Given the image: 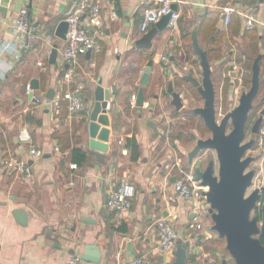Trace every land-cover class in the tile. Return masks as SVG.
<instances>
[{"label":"crops","instance_id":"0c3cea01","mask_svg":"<svg viewBox=\"0 0 264 264\" xmlns=\"http://www.w3.org/2000/svg\"><path fill=\"white\" fill-rule=\"evenodd\" d=\"M71 1L11 0L4 6L0 0V264H64L74 254L81 256L87 243L100 246L102 259L100 263L82 259L80 264H132L143 254L152 257V264H172L173 256L163 255L157 247L159 218L172 220L180 236L178 242L195 241L213 228L205 214L209 207L206 199L199 194L188 200L175 188L182 168L191 171L196 166L188 167V153L195 145L183 158L177 149L179 137L171 130V118H159L161 110L166 111L164 104L169 108L174 105L166 102L167 97L173 98L169 83L183 96L177 77L186 80L183 76L189 73L198 77L197 68L188 63L187 33L192 44L191 31L202 16L213 17L224 31V41L230 44L247 37V30L240 15L224 24L219 8L222 0H174V8L181 12L178 27H166L154 36L151 48H139L136 41L145 33L140 31L143 11L153 1L95 0L101 6L97 29L102 51L79 58L73 86L81 88L86 104L81 111L71 112L66 100L55 101L67 68L61 60L66 39L56 35V28L81 0H74L67 12ZM257 1L264 17V0ZM23 5L29 7L36 41L17 52L14 43L18 47L21 41L15 38L13 23ZM255 31L260 43L264 30ZM199 40L202 43L200 31ZM56 42L57 61L51 62ZM5 43L12 47L1 51ZM161 55L168 61L163 62ZM222 57L216 59L218 63ZM150 59L154 64L150 82L144 87V103L149 105L133 107L131 95L139 92L140 78ZM34 78L40 84L34 89L43 97L42 103L35 102L27 90ZM99 86L105 99L109 95L110 124H101L110 131L108 139H100L107 144L105 150L90 145L92 138H99L92 137L89 130ZM51 88L54 98L47 96ZM23 128L31 132L42 151L35 159H31L28 143L19 139ZM130 138L139 146L136 153L130 149ZM83 154L87 159L77 162ZM11 155L33 164L29 179L5 166V158ZM195 161L203 164L201 157ZM72 163L77 167H71ZM124 180L136 186L132 217H121L106 206L110 190ZM18 208L27 211L26 224L15 217Z\"/></svg>","mask_w":264,"mask_h":264},{"label":"water","instance_id":"95a60500","mask_svg":"<svg viewBox=\"0 0 264 264\" xmlns=\"http://www.w3.org/2000/svg\"><path fill=\"white\" fill-rule=\"evenodd\" d=\"M11 0H1V4L7 6ZM72 0L67 8L70 10ZM6 10V7H3ZM171 14H165L160 20L136 41V46L141 48H151L154 36L166 27ZM69 23L67 19H62L56 28V35L66 39ZM192 45L202 67V80L193 73L183 77L197 87L198 92L204 99V104L189 109L192 114L200 115L212 135L206 138H198L195 146L188 153V167L192 168L195 159L205 149L215 150L217 159L209 161L206 167L196 165L194 170L197 178L201 180L205 188L200 194L206 199L209 207L208 212L213 220L212 228L216 230L220 238L226 239V247L234 258L236 264H264V241L259 236L261 227L257 217H252V210L256 205L259 195L252 191L247 195V190L252 184L253 170L246 171L252 157H245L244 152L251 146L252 141L243 143L245 136V125L249 111L253 106V101L261 85V60L260 53L254 60L252 66L251 87L244 91L239 103L231 111L225 113L221 119L217 115V89L213 80V69L208 57V51L199 40V24H196L191 31ZM90 54V52H88ZM58 55V43H54L50 55V61L56 62ZM68 67V64L66 65ZM234 65H231V69ZM152 66L148 65L141 78L142 86L139 89L137 106H142L145 100V86L150 82ZM32 88H39L38 79L31 81ZM168 91L172 93V103L177 109L184 108V101L181 91H176L172 82L169 83ZM54 89L47 92L49 98H54ZM32 95V93H31ZM102 87L97 88L96 98L98 99L90 113L89 130L92 137L99 136L98 139H91V147L105 150L106 143L100 139L109 138V130L101 128V124H110L107 115L108 94L103 97ZM104 98V99H103ZM85 112V111H84ZM258 123L256 126H258ZM232 124V129L228 131V125ZM257 130V129H255ZM218 164V166H217ZM15 217L21 224L28 222V214L24 208L14 211ZM192 243L190 240L178 242L175 249V259L172 264H189V257L192 254ZM82 259L94 263H100L102 251L98 244L87 243L81 255ZM221 264H228V259L223 258Z\"/></svg>","mask_w":264,"mask_h":264},{"label":"built area","instance_id":"2783aa9c","mask_svg":"<svg viewBox=\"0 0 264 264\" xmlns=\"http://www.w3.org/2000/svg\"><path fill=\"white\" fill-rule=\"evenodd\" d=\"M153 4L143 11V18L140 24V31L147 32L154 23L162 18L165 14H171L168 27L176 29L179 25L181 12L174 8V0H152ZM219 6L222 20L225 25L233 21L235 15H240L243 21V27L246 30L263 29L264 17L260 13L261 3L255 1L253 3H245L243 0H222ZM101 13V6L95 0H81L66 17L69 23L65 44L61 49V60L64 64H68L60 82V95L55 98L56 102L66 100L68 109L71 112H78L85 108V100L81 93V88L73 86L74 77L77 72V64L79 58L88 52L99 53L102 46L98 39V25ZM31 15L27 5L21 6L14 18L13 28L17 42L14 43L15 51H19V47H31L36 41V35L31 31ZM89 26H95L91 28ZM52 37V35H50ZM20 41H19V40ZM12 47V44H3V49ZM163 62L168 61L166 55H161ZM27 90L37 103L44 101L43 97L35 92V89L29 84ZM137 92L131 95V105L137 106ZM144 104L149 105V102ZM19 139L25 141L29 145L31 159H35L42 154V151L35 145L32 134L27 128H23L19 133ZM127 153L128 150L124 149ZM5 166L18 174L24 179H29L33 174V164L28 159H24L15 155L6 157ZM180 165L179 163H177ZM198 165V163H195ZM71 167H77V163H72ZM178 193L184 195L191 200L194 195H199L200 191L205 187L202 186L201 180L197 178L195 170L187 171L182 168V177L175 183ZM136 194V186L134 183L124 180L116 187L110 190L106 199V206L111 211L116 212L119 216L132 217V199ZM157 247L165 256H174L176 246L179 241V233L176 230L172 220L167 217H161L157 220ZM201 226L200 224L197 225ZM82 257L74 254L68 258L64 264H80ZM152 257L149 254H143L132 261V264H152Z\"/></svg>","mask_w":264,"mask_h":264},{"label":"rangeland","instance_id":"374dc122","mask_svg":"<svg viewBox=\"0 0 264 264\" xmlns=\"http://www.w3.org/2000/svg\"><path fill=\"white\" fill-rule=\"evenodd\" d=\"M211 19H213V17ZM213 25L214 23L210 20L209 27L207 26L204 32H200L202 39L201 45L206 49H210L213 46V43L207 38V34L211 35V33H215ZM223 36L221 32L218 33L219 38H217L216 43H214L217 48L211 53L213 59L210 60L213 69L212 77L217 89L216 107L218 117L225 111L231 110L238 105L241 93L249 90L251 87L254 60L260 53L264 52V37L260 43L258 37L250 35L240 39L237 43L230 44L224 41ZM187 40H189L187 52L190 57L188 63L197 68V76L202 80V67L200 61L193 50L190 37H187ZM231 48L235 49L234 54L230 53ZM220 57H222L220 60L224 62L223 68H221L222 64L220 62L218 63L216 60ZM230 65H234V68L231 69ZM261 66L262 77H264V56L262 57ZM176 84L184 93V110H176L174 105L169 108L166 105L168 103H166L164 104L166 111L161 110V116L159 118H161L162 121L171 118V122L173 123L171 130L175 138L176 136L179 137V147L177 148L179 155L186 159L187 149L191 146L193 147L198 138H206L210 136L211 133L200 115L189 112L190 108L204 104V99L198 92L197 87L190 81L184 80L181 77H177ZM262 90L264 92V81L261 83L260 91ZM171 101L172 97H167L166 102L171 103ZM198 157L203 159V167H206L210 160L217 159L216 153L211 149L203 150ZM253 213L254 212H252V215ZM205 214L209 222L213 224L208 210ZM191 243L192 254L189 257V264H221L224 257L228 259V264H236L226 247V239L220 238L218 232L214 229L210 230L208 235L200 234L196 240ZM174 259L175 254L173 256V261Z\"/></svg>","mask_w":264,"mask_h":264},{"label":"flooded vegetation","instance_id":"af4514ba","mask_svg":"<svg viewBox=\"0 0 264 264\" xmlns=\"http://www.w3.org/2000/svg\"><path fill=\"white\" fill-rule=\"evenodd\" d=\"M263 81H264V77H262V71H261V83ZM263 93H264L263 90L260 91L259 89L258 94L254 98L253 106L249 111L248 119L245 125V136L243 143L252 141L251 146L244 152V158L247 156L252 157L249 165L246 168V171L249 170L254 171L252 184L247 190V195H249L252 191H256L259 195L256 205L252 210V212L254 213L253 215L252 214L251 215L252 217H257L259 226L262 229L261 232L259 233V236L264 241V94ZM231 110L225 111L224 113H222L220 117L217 118L221 119L225 113H228ZM217 115H218V111H217ZM258 120L260 121L258 126H256ZM231 129H232V124H229L228 131H230ZM210 133L212 135L211 131ZM213 151L215 152V150Z\"/></svg>","mask_w":264,"mask_h":264},{"label":"trees","instance_id":"16d2710c","mask_svg":"<svg viewBox=\"0 0 264 264\" xmlns=\"http://www.w3.org/2000/svg\"><path fill=\"white\" fill-rule=\"evenodd\" d=\"M256 1H257V0H256ZM254 2H255V0H254ZM210 20H212V22L214 23L213 28L215 29V33H211V35H210V34H207V38L213 43V46H212L210 49H208V57H209V59L211 60V59H213V58L211 57V53H212L213 51H215L216 48H217L216 45H214V43H216L217 38H219V37H218V33L221 32L222 35H224V31L220 30V29L217 27V25H216V21H215L214 19H211V17H209L208 14H206V15H204V16L201 17V20H200V22H199V31H200V32H201V31L204 32V29H205L207 26L209 27V21H210ZM255 30H256V29H254V30H247V31H245V33H246V35L248 34V36L253 35V36H255V37H258V32L255 31ZM187 34H188L189 37H190V32H188ZM220 58H221V57H220ZM153 64H154L153 60L150 59V61H149V65H153ZM221 64H222V67H221V68H223L224 62L222 61ZM128 144L130 145V147H131L130 149L132 150L133 153L138 152V150H139V146H138V144H137V142L135 141L134 138H132V139L130 138ZM86 159H87L86 155L83 154L82 159H78L77 162H80V161L83 162V161H85ZM119 229H120V230H124V231L127 230L126 228H118V230H119Z\"/></svg>","mask_w":264,"mask_h":264}]
</instances>
